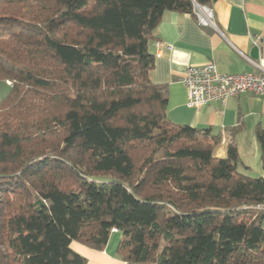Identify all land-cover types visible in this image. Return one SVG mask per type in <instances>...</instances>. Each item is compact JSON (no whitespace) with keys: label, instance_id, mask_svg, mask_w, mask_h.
<instances>
[{"label":"trees","instance_id":"1","mask_svg":"<svg viewBox=\"0 0 264 264\" xmlns=\"http://www.w3.org/2000/svg\"><path fill=\"white\" fill-rule=\"evenodd\" d=\"M212 1L0 0V264H86L112 229L128 263L264 264V177L149 79L163 12Z\"/></svg>","mask_w":264,"mask_h":264},{"label":"crops","instance_id":"2","mask_svg":"<svg viewBox=\"0 0 264 264\" xmlns=\"http://www.w3.org/2000/svg\"><path fill=\"white\" fill-rule=\"evenodd\" d=\"M214 26H199L192 13L164 11L149 41L154 66L149 79L168 90L167 117L174 123L209 128L221 136L215 148L224 156L233 141L239 154L238 169L251 177H264L255 129L264 130V97L242 93L224 103L214 101L200 108L188 107L181 78L191 65L214 62L224 73L255 70L264 64V0H214ZM257 48V57L251 53ZM121 232L112 229L103 250L73 240L70 247L86 264H135L117 255Z\"/></svg>","mask_w":264,"mask_h":264},{"label":"built area","instance_id":"3","mask_svg":"<svg viewBox=\"0 0 264 264\" xmlns=\"http://www.w3.org/2000/svg\"><path fill=\"white\" fill-rule=\"evenodd\" d=\"M193 12L199 26H214V13L210 6L194 3ZM252 63L256 69L244 73L220 72L212 61L187 67L181 78L187 106L200 108L214 101L224 103L242 93L264 97V64ZM7 83L11 84L10 81Z\"/></svg>","mask_w":264,"mask_h":264},{"label":"rangeland","instance_id":"4","mask_svg":"<svg viewBox=\"0 0 264 264\" xmlns=\"http://www.w3.org/2000/svg\"><path fill=\"white\" fill-rule=\"evenodd\" d=\"M9 80H0V101L6 96L9 85L7 83Z\"/></svg>","mask_w":264,"mask_h":264},{"label":"water","instance_id":"5","mask_svg":"<svg viewBox=\"0 0 264 264\" xmlns=\"http://www.w3.org/2000/svg\"><path fill=\"white\" fill-rule=\"evenodd\" d=\"M253 57H257V48L253 49V52L251 53Z\"/></svg>","mask_w":264,"mask_h":264}]
</instances>
